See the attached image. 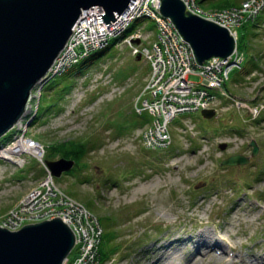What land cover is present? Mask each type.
I'll use <instances>...</instances> for the list:
<instances>
[{
    "label": "rangeland",
    "instance_id": "obj_1",
    "mask_svg": "<svg viewBox=\"0 0 264 264\" xmlns=\"http://www.w3.org/2000/svg\"><path fill=\"white\" fill-rule=\"evenodd\" d=\"M233 1L236 6L228 10L246 0ZM256 2L263 8L264 0ZM260 18L248 36V52H241V66H231L230 96L215 104L216 115L209 120L200 112L177 117L169 129L171 145L164 150H145L150 116L136 117L133 109L142 101L150 61L142 55L144 48H137L139 59L131 55V47L122 45L126 36L113 39L94 59L82 60L84 67L75 68L80 73L54 79L58 84L51 88L38 84L21 120L24 137L15 128L0 139V150L32 139L44 147L43 162L37 154H21L19 163L0 155V225L12 212L26 218L24 226L47 219L49 207L43 202L20 211L29 193L45 186L49 170L44 161L72 160L47 156L46 147L84 140L82 164L52 178L56 188L98 219L100 264H189L195 254H203L202 264H264V11ZM246 22L237 30L239 38ZM144 24L152 34L142 31ZM154 25L141 20L127 34L137 26L140 36L145 34L138 44L148 48L156 40ZM189 80L200 81L198 76ZM251 140L259 148L255 157L250 156ZM222 143L227 144L223 151L218 148ZM232 155L250 159L244 166H221ZM109 230L115 237L112 249H117L103 259L100 248ZM205 232L210 237L204 245L195 243ZM222 250L225 256L217 261Z\"/></svg>",
    "mask_w": 264,
    "mask_h": 264
},
{
    "label": "built area",
    "instance_id": "obj_2",
    "mask_svg": "<svg viewBox=\"0 0 264 264\" xmlns=\"http://www.w3.org/2000/svg\"><path fill=\"white\" fill-rule=\"evenodd\" d=\"M160 1L135 0L133 3L131 2L133 6H130L118 18L119 21L112 23L113 26L112 24L110 26L103 24V26L94 29L89 25H84L85 29L80 39L75 40L76 35L72 32L59 55L62 56L67 47L72 49L71 53L67 58H64L59 66V61L55 60L53 67L45 75L49 79L60 77L79 60H83L84 56L88 55V58L93 51L103 50L109 46L111 40L123 36H126L124 42L131 47L133 55H138V49L144 48L145 54L143 52L142 55H148L151 75L147 78L142 92L143 95L148 96V99L142 102L141 110L148 111L155 118L153 126L145 131L143 137L146 141L145 146L149 148L163 147L169 142L167 127L179 115L214 107L217 102L213 92L219 89L227 79L231 66L241 62L240 55L235 51L228 59L213 58L203 66H199L190 45L182 39L173 23L159 15ZM181 1L187 12L226 28L234 38H236V29L242 25V22L248 21L249 18L253 19L263 9L262 4L258 5L256 0H248L240 7L219 11L201 9L196 0ZM93 9H97L95 12L99 16L98 19L101 20L102 15H99L101 8ZM136 18L139 21L147 18L155 22L158 36L148 48L143 46V42L140 46L138 45L140 48L131 45L133 41L140 42V39L145 35L140 36L141 30L135 29L127 34ZM77 25H74L72 31L76 29ZM190 76H198L200 81L198 83L191 82ZM30 103L31 101L14 127L20 134L23 133L21 137H24L21 120L29 112ZM15 144H20L19 152L14 155L16 163L21 161L19 159L21 154H37L39 161L43 162L44 150L38 143L26 139L21 142L16 141L12 147L17 146ZM27 147L34 148L36 151H22ZM9 149L10 147L3 148L0 150V155ZM44 174L45 186L35 187L24 203H21L20 211H24L29 204L43 202L49 207L43 217V219L47 218L45 221L60 217L63 223L66 222L75 236V243L63 264H100V261H97V238L101 235L102 230L98 219L83 204L74 200L62 189L56 188L49 172ZM8 215L6 214V217ZM24 219L26 218L19 216L17 212H12L11 216H8V219L5 218V222L3 221L0 226L10 231H17L24 227ZM73 252L75 253L71 255ZM70 256L72 261L69 263V259L67 263Z\"/></svg>",
    "mask_w": 264,
    "mask_h": 264
},
{
    "label": "water",
    "instance_id": "obj_3",
    "mask_svg": "<svg viewBox=\"0 0 264 264\" xmlns=\"http://www.w3.org/2000/svg\"><path fill=\"white\" fill-rule=\"evenodd\" d=\"M132 0H0V139L17 125L31 100L35 85L47 74L63 50L81 11L103 10L106 26L122 16ZM160 14L169 18L203 65L212 58L226 59L235 39L219 25L186 12L181 0H161ZM138 44V41H134ZM139 59V57H138ZM204 119L214 110L201 112ZM251 157L258 153L255 140ZM220 150L226 144H220ZM249 157L232 155L223 166H242ZM51 175L60 178L75 165L72 160L46 161ZM75 236L60 217L29 224L17 231L0 226V264H63Z\"/></svg>",
    "mask_w": 264,
    "mask_h": 264
},
{
    "label": "trees",
    "instance_id": "obj_4",
    "mask_svg": "<svg viewBox=\"0 0 264 264\" xmlns=\"http://www.w3.org/2000/svg\"><path fill=\"white\" fill-rule=\"evenodd\" d=\"M197 2L200 4V5H204L205 7L207 8H217V9H227L228 7L231 8V6H236V3L233 1V0H197ZM205 2L209 3L207 5H205ZM229 8V9H230ZM233 8V7H232ZM204 10H209V9H206L203 7ZM225 9V10H226ZM259 19H261L260 17H258L255 22H257ZM253 23V22H250L248 23L247 25L243 26V29H245V34H243V36L241 38L238 37L237 39V46H238V49L239 51H243L245 50V53L248 52V36L249 35H252L253 34L251 33V30L256 27V23ZM244 38H245V42H244ZM98 53H104L103 51L99 52L97 51L96 54ZM93 59L96 57V56H93ZM82 62V64H81ZM83 61H80V63L77 65H81L82 67H84L83 65ZM76 66V67H77ZM82 70V69H81ZM81 70H77L76 69H72L69 74H71L72 72H74L75 74L77 73H80ZM55 83V80H51L45 87H43L44 89L46 88H51L52 85H57V84H53ZM59 99V98H58ZM57 101V99L55 100ZM51 107V105L49 106ZM122 128V127H121ZM126 128V127H124ZM123 128V129H124ZM85 144H86V141H81V140H73V141H67V142H63V143H54L53 145L50 144L48 145L46 148H47V151H46V155L47 156H50V154L54 153L55 155H57V157H64V158H67V159H72L74 160L75 162V166L78 167L80 164H82V158H83V155H84V152H85ZM107 218H105L104 221H106ZM113 228V227H112ZM103 237L105 238L103 240V243L101 244V248H100V256L104 259L108 254V252H113L114 249H117V247H114L112 249V245L114 242H112V240L115 239L114 237V232L113 231H106V233H104ZM108 247V248H107ZM109 249V250H107ZM108 251V252H107ZM115 251V250H114Z\"/></svg>",
    "mask_w": 264,
    "mask_h": 264
},
{
    "label": "bare ground",
    "instance_id": "obj_5",
    "mask_svg": "<svg viewBox=\"0 0 264 264\" xmlns=\"http://www.w3.org/2000/svg\"><path fill=\"white\" fill-rule=\"evenodd\" d=\"M135 0H132V3L134 2ZM132 3H130V6H133V4ZM129 6V7H130ZM95 11H97V9H90V10H88V11H86V12H83V11H81V14H80V16H79V18H78V20H77V22L75 23V24H78L77 25V27H76V29H74V31H72L73 32V34L74 35H76V37H75V40H77V39H80L81 38V36L83 35V30L85 29V26L84 25H86V26H91L92 28H94V29H96L97 27H101V26H103V24H105L104 23V20H103V18L100 20V19H98V15H97V13L95 12ZM98 13H99V11H98ZM103 14V10L101 9L100 10V14L99 15H102ZM119 18V17H118ZM139 19V18H138ZM147 18H144L143 19V22H144V20H146ZM136 21L133 23V24H137V23H139V20H137V18L135 19ZM147 20H149V19H147ZM117 21H119V19H117V20H115L114 22H117ZM111 24L113 23V22H110ZM111 24H107L108 26H110ZM83 26H84V28H83ZM112 26H113V24H112ZM135 26V25H134ZM74 27V26H73ZM73 29V28H72ZM135 30H137V26H136V28H135ZM72 32H71V34H72ZM97 34V33H96ZM98 35V34H97ZM106 49V48H105ZM104 50V49H103ZM103 50H101V51H103ZM71 51H72V49H69V47H67L66 48V51L64 52V54L62 55V56H60L59 54H58V56L56 57V59L55 60H58L59 61V64H58V66L60 65V64H62V62H63V60H64V58H67L68 57V55H69V53H71ZM101 51H99V52H101ZM94 52V54H96L97 53V51H93ZM88 56V55H87ZM87 56H84L83 57V60H85L86 58H87ZM55 60L53 61V63H52V65L50 66V69L49 70H51V68L53 67V65H54V62H55ZM45 77V76H44ZM42 78L41 80H40V85H42L43 87H45L51 80H52V78L51 79H49V77H45V78ZM33 98V97H32ZM15 145H17V146H14V147H10V149L8 150V151H5V152H2V156H3V158L4 159H6V160H11V161H15L14 160V155L16 154V153H18L19 152V146H20V144H15ZM23 150H31V151H33V152H35L36 151V149H34V148H26V149H22V151ZM200 236V235H199ZM197 237V242H195V243H197V244H203L204 245V242H205V239H207V238H209L210 237V234L208 235V233L207 232H205V235L204 236H201V237ZM179 241V239H177L176 241L174 240V242L173 243H170V245H169V247H171V246H173V245H175L177 242ZM218 244V243H217ZM220 244V243H219ZM221 249V248H220ZM225 251L224 250H222V254H221V257H219V258H216V260L217 261H220V260H222L223 258H224V256H225ZM198 255H200V254H198ZM198 255H194L193 256V258H192V260H191V262L189 263V264H202V262H203V259L205 258V257H202L203 256V254H201V256H198ZM224 255V256H223ZM261 259H262V257H260ZM264 260V259H263ZM240 262V264H245V260H241V261H239ZM232 264H238L235 260H233L232 261Z\"/></svg>",
    "mask_w": 264,
    "mask_h": 264
}]
</instances>
